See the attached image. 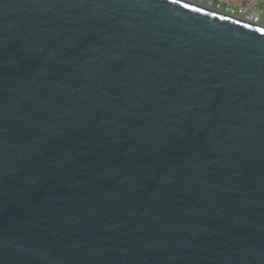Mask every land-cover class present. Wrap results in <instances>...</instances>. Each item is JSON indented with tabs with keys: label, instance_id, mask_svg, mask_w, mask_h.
<instances>
[{
	"label": "water",
	"instance_id": "95a60500",
	"mask_svg": "<svg viewBox=\"0 0 264 264\" xmlns=\"http://www.w3.org/2000/svg\"><path fill=\"white\" fill-rule=\"evenodd\" d=\"M0 264H264V25L0 0Z\"/></svg>",
	"mask_w": 264,
	"mask_h": 264
},
{
	"label": "built area",
	"instance_id": "2783aa9c",
	"mask_svg": "<svg viewBox=\"0 0 264 264\" xmlns=\"http://www.w3.org/2000/svg\"><path fill=\"white\" fill-rule=\"evenodd\" d=\"M191 1L200 4H205L204 0H191ZM223 11H225L228 14L242 17L246 20L264 25V22L262 21V18H264V6L263 5L259 6L257 5V3H254L250 0H247L241 4L226 6Z\"/></svg>",
	"mask_w": 264,
	"mask_h": 264
},
{
	"label": "rangeland",
	"instance_id": "374dc122",
	"mask_svg": "<svg viewBox=\"0 0 264 264\" xmlns=\"http://www.w3.org/2000/svg\"><path fill=\"white\" fill-rule=\"evenodd\" d=\"M241 1L243 0H204V3L209 6L224 10L226 6L241 4L242 3ZM250 1L257 3V5L259 6L260 5L264 6V0H250ZM262 21L264 22V18H262Z\"/></svg>",
	"mask_w": 264,
	"mask_h": 264
},
{
	"label": "crops",
	"instance_id": "0c3cea01",
	"mask_svg": "<svg viewBox=\"0 0 264 264\" xmlns=\"http://www.w3.org/2000/svg\"><path fill=\"white\" fill-rule=\"evenodd\" d=\"M246 1H247V0H246ZM241 2L243 3V2H245V1L243 0V1H241Z\"/></svg>",
	"mask_w": 264,
	"mask_h": 264
},
{
	"label": "snow or ice",
	"instance_id": "6c2138e0",
	"mask_svg": "<svg viewBox=\"0 0 264 264\" xmlns=\"http://www.w3.org/2000/svg\"><path fill=\"white\" fill-rule=\"evenodd\" d=\"M189 5H185V7H188Z\"/></svg>",
	"mask_w": 264,
	"mask_h": 264
}]
</instances>
